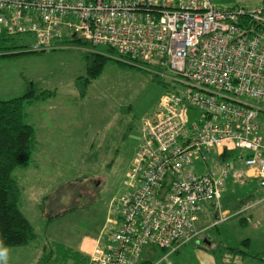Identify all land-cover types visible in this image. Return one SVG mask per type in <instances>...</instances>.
Returning a JSON list of instances; mask_svg holds the SVG:
<instances>
[{"label":"built area","instance_id":"1","mask_svg":"<svg viewBox=\"0 0 264 264\" xmlns=\"http://www.w3.org/2000/svg\"><path fill=\"white\" fill-rule=\"evenodd\" d=\"M1 29L28 33L30 52L65 48L72 38L108 47L119 60L143 63L171 81L141 124L128 189L115 204L118 224L107 219L108 238L95 245L94 264H136L144 247L172 253L196 237L197 211L206 202L220 210L231 171L222 160L216 170L194 173L192 156L204 161L209 152L241 150L234 159L264 188L257 123L264 113V0L251 9L211 0H0Z\"/></svg>","mask_w":264,"mask_h":264},{"label":"rangeland","instance_id":"2","mask_svg":"<svg viewBox=\"0 0 264 264\" xmlns=\"http://www.w3.org/2000/svg\"><path fill=\"white\" fill-rule=\"evenodd\" d=\"M211 2L219 8L251 9L258 0ZM89 50L88 44L71 42L48 52L0 56L1 100L20 96L31 87L37 92L54 91L49 99L22 107V120L33 129L34 146L29 165L11 175L21 188L18 210L33 227L34 236L22 245L5 247L6 264H68L72 259H67L66 250H78L83 240H93L103 231L116 198L127 188L125 179L141 142V124L154 113L163 92L171 89L168 78L152 73L143 63L119 60L114 51L99 74L86 82L84 54ZM257 123L264 133L263 112ZM50 136L51 147L45 143ZM239 153L244 152H234ZM215 158L211 153L204 161L193 156L188 161L192 171L200 174L221 164ZM229 192L219 199L223 206L247 209L214 225L216 219L202 215L206 208L199 212L198 223L209 225L206 234L219 246L248 238L246 252L254 255L264 249V188L251 180L234 188V194ZM240 197L244 199L239 201ZM210 204L202 206L215 207ZM215 211V218L224 216ZM241 216L246 223L240 224ZM189 247L194 248L190 241L158 264L172 258L170 264H199ZM248 258L242 264H258L255 257Z\"/></svg>","mask_w":264,"mask_h":264},{"label":"trees","instance_id":"3","mask_svg":"<svg viewBox=\"0 0 264 264\" xmlns=\"http://www.w3.org/2000/svg\"><path fill=\"white\" fill-rule=\"evenodd\" d=\"M30 41L31 36L28 33H13L12 35L7 33L6 30L1 29L0 52L2 53L0 56L25 53L28 51L25 48ZM71 42L88 44L78 38H72ZM88 46L91 50L84 54V80L86 82L88 79L95 78L99 74L102 65L106 62L107 58H110L108 54L113 52L112 49L104 46H101L102 49H96L90 44ZM51 95H54V91L52 90H39L37 92L31 87L20 96L4 100L0 99V246L3 247L22 245L32 240L34 236L33 227L18 210L17 202L20 197L21 188L11 174L14 170L28 164L33 147V129L30 124L28 125L22 120L24 115L22 110L23 105L33 100L49 98ZM225 157V153L220 156L221 159H225ZM117 198L116 201L118 200ZM116 201L110 213L113 215H108L105 219L111 218L114 220L113 228L118 224L119 220L118 214L115 211ZM103 230L106 233L108 231L105 225L103 226ZM107 238L108 234L106 240ZM247 241V238H242L237 244L231 246H219L215 244L211 248L208 247L207 251L213 254L217 264H240L234 261V258L237 256L241 261L248 257H255L254 260L258 264H263L262 253L247 254ZM150 248L153 250L150 258L144 259V256L140 252L136 264H151L154 259L160 258L166 252L165 248L154 245L147 246L145 249ZM66 254L67 259H72L71 264H87V259L80 257L76 251L70 248L66 250ZM224 256H228L226 261L223 260Z\"/></svg>","mask_w":264,"mask_h":264},{"label":"crops","instance_id":"4","mask_svg":"<svg viewBox=\"0 0 264 264\" xmlns=\"http://www.w3.org/2000/svg\"><path fill=\"white\" fill-rule=\"evenodd\" d=\"M261 2H262V0H258V3L256 5H258ZM256 5H255V7H256ZM46 99H49V98H45V99H42V100H46ZM51 141H52V137L50 136V142H45V143L50 145V147H51L52 146V142ZM33 143H34V135H33ZM32 149H33V147H32ZM211 153H213L215 155V157H216L215 159L220 160V162L224 159V158L220 159V157L217 155L216 152H209V155ZM233 155H235V154L233 153ZM30 156H31V154H30ZM30 159H31V157H30ZM224 160L226 162L228 161L231 172L228 175V177L225 178V180L223 182L224 186H223V189L220 192V195H221L220 198L227 197V196H225L224 193H226L227 191L229 192V190L231 191L229 193L234 194V188L236 189L237 186H238V188H240V186H246L251 180L254 183V185L259 187V185H257V178L255 176V173H254L253 169H251V170L247 169L243 165V163L241 161L238 162L234 158H232L231 154H227ZM53 161H51V163H53ZM29 162H30V160H29ZM29 162H28V164L26 166L20 167V168H26L29 165ZM218 167L214 168L213 170L218 169ZM206 171H208V170H206ZM232 172H234L235 174L238 175V179H235L233 177V175L231 174ZM246 192H249V190L246 191ZM247 195L248 196H246V194H244L242 196H244L245 198H248V199L251 198V197H249L250 196L249 194H247ZM243 199H244L243 197H240L239 201H242ZM204 204H206V203H204ZM210 205H212V204H210ZM219 206H220V210L219 211H221V213L226 218V219L220 220V221H225V220L229 219L230 216L241 215V212H243V211H245L247 209V208H241V209H236V210L235 209H229L228 207L223 206L220 202H219ZM206 208H207L206 212H202V215L205 216L206 214H209V216L212 218V220L217 219V218H215L216 214H217L216 211H215V207H212L210 209L211 210L210 211L208 207H205V205H203L200 208V210L197 211L196 217H195V222H194V229H195V231L198 230V234L196 235V237L192 241H190V242L193 243L194 248H192V247H189V248H190V251L193 252V254H195V257L199 260V264H217L213 254L210 253L209 251H207L208 247L211 248V247L215 246V244H217V242L214 241V240H211V238L209 237L208 233L206 234V232H207L206 229H207V226H209V225L206 224V223H198L199 212L202 211V210H205ZM106 221L107 220H104V225H106ZM109 221L111 223L114 220H109ZM239 222H240V224H244V223L247 222V220L244 217L241 216V218H239ZM217 223L218 222L214 223V225L217 224ZM104 231L105 230H103L102 232L101 231L98 232V234H96V236H95V238H93V240L92 239L83 240L79 244L80 248L78 250H73V249L72 250L76 251L80 257H83L84 259H87V264H94L92 262L90 256H91L92 251H93V249H94L96 244H103L105 242L106 237H107V233L104 232ZM91 240H92V242H91ZM207 240H209V242H207ZM184 245H182V246H184ZM248 245H249V242L247 241V246ZM182 246H180L178 249H180ZM222 246H225V245H222ZM145 248H147V247H144L140 252H141V255L144 256V259H148V258H150V254H153V250L151 248L150 249H145ZM178 249H176V251H173L172 253H168L167 251L164 252L160 258L154 259L151 262V264L154 263L155 261L156 262L154 264H158L159 262L161 263L162 260H165V259L169 258L170 256H172L171 254L176 253L178 251ZM257 253H262L263 254L264 253V249H262L260 252H257ZM227 259H228V256H224L223 260L226 261ZM246 259H249V258H246ZM171 260H173V258L168 260L166 262V264H170ZM234 261L238 262L240 264H242V262H243V261L239 260L238 256L234 258ZM68 264H71V262H69Z\"/></svg>","mask_w":264,"mask_h":264},{"label":"clouds","instance_id":"5","mask_svg":"<svg viewBox=\"0 0 264 264\" xmlns=\"http://www.w3.org/2000/svg\"><path fill=\"white\" fill-rule=\"evenodd\" d=\"M8 249L0 246V264H6Z\"/></svg>","mask_w":264,"mask_h":264},{"label":"water","instance_id":"6","mask_svg":"<svg viewBox=\"0 0 264 264\" xmlns=\"http://www.w3.org/2000/svg\"><path fill=\"white\" fill-rule=\"evenodd\" d=\"M188 115H189V120H191V118L193 117L192 112L189 111V112H188Z\"/></svg>","mask_w":264,"mask_h":264}]
</instances>
